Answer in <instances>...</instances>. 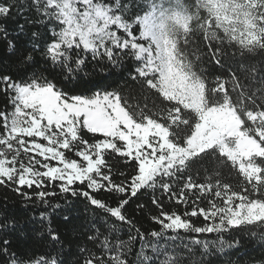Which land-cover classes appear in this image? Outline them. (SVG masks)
Returning a JSON list of instances; mask_svg holds the SVG:
<instances>
[{
  "label": "snow or ice",
  "instance_id": "1",
  "mask_svg": "<svg viewBox=\"0 0 264 264\" xmlns=\"http://www.w3.org/2000/svg\"><path fill=\"white\" fill-rule=\"evenodd\" d=\"M0 41V186L39 212L49 246H14L18 221L0 208V264H185L160 243L181 229L216 235L193 238V264L217 254L242 264L256 241L264 253V0H0ZM128 61L132 83L87 78L90 64L103 73ZM147 189L161 228L146 233L126 213ZM101 191L119 194L114 206ZM196 193L183 216L165 210V196L188 205ZM69 195L112 219L78 236L75 252L50 219L76 232Z\"/></svg>",
  "mask_w": 264,
  "mask_h": 264
},
{
  "label": "trees",
  "instance_id": "2",
  "mask_svg": "<svg viewBox=\"0 0 264 264\" xmlns=\"http://www.w3.org/2000/svg\"><path fill=\"white\" fill-rule=\"evenodd\" d=\"M6 26L11 29L14 27V22L9 20L6 22ZM21 41H24L26 38L21 36ZM7 55V50L3 41H0V56ZM261 57L257 56L253 59H250L249 62H255L259 64L261 62ZM92 65L88 67L89 75L88 79L94 83L97 87H108L109 90L115 88L117 85H122L125 83H132L128 79V73L134 70V65L131 61L126 62L124 68H112L109 66L107 72H99L98 70L92 72ZM206 70L209 75L215 76L220 74H227L226 70L214 65L207 64ZM83 75V74H82ZM0 107H3V98H0ZM226 182H229L233 185L238 183V177L235 173L231 176L228 174L226 169L224 172ZM178 191V189H177ZM159 191L156 192V196H160ZM199 193L190 195L188 205L177 204L175 200H169L167 196L163 199L164 208L168 212L175 211L178 214L183 216L184 211L187 209L191 211V203L196 200V196ZM119 194L107 193L101 191L99 193V198L107 201L113 206L117 202ZM153 193L151 189L142 190L138 195L131 199L129 205H127V215L133 219L135 226L140 228L143 232L159 231L161 225L156 223L152 217L158 216L160 209L152 203ZM69 200L71 201V208L67 209L71 212L74 217V224L77 226L76 232L70 231L62 222L61 215L54 214L50 217L51 224L54 228L58 229L60 233L61 240L64 242L65 251H68L69 246H71L72 251H76V244L74 241L81 234H87L88 229L91 227H99L105 223L107 220L108 225H111L112 219H109L107 215L100 209H94L92 206L88 205L87 201L83 198L77 200L75 197L69 195ZM63 205V202L60 201ZM199 206L206 207V199L197 201ZM143 204V209H137V205ZM67 206H62L59 212H63ZM0 208H7L9 214L14 216L18 221L17 228L18 232L12 237L14 246L18 248H35V249H44L48 250V244L46 241L41 240V226L39 223H36L39 219V212L34 211L31 205H25L22 201V198L17 196L11 189L0 186ZM42 208V206H41ZM191 222L196 226H202L204 223H207L203 217H190ZM118 229L120 230V235L127 238L128 226H121L120 223L116 222ZM47 225H45L46 228ZM173 237L175 240L173 241ZM86 239V235L83 237ZM193 238L197 239H214L216 235L213 233H204L196 234L191 232H186L184 230H177L175 232L168 230L165 232L164 239L160 241L162 244H167L170 249H175L179 254L182 255V258L185 260V264H193L195 260L200 259V247L191 244ZM227 238V234H225ZM70 242H72L70 244ZM259 241H256L255 244L248 245L247 251L249 252L248 256H245L243 251L240 252L239 256L242 257V264H261V261L264 260V253L261 252L258 248ZM185 245H190L192 252L189 253L185 248ZM91 247V245H88ZM139 245H137L138 247ZM225 252H231V250L226 249ZM219 259L213 257L216 261V264H227V261L231 259L233 262L238 258L236 255H225L217 254ZM75 256L69 257L70 264H75ZM162 259V257H161Z\"/></svg>",
  "mask_w": 264,
  "mask_h": 264
}]
</instances>
